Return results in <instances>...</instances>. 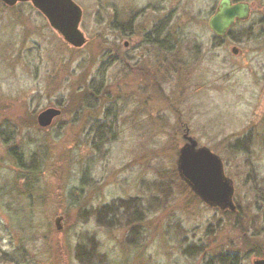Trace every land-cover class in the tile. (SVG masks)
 I'll return each mask as SVG.
<instances>
[{
    "label": "rangeland",
    "instance_id": "rangeland-1",
    "mask_svg": "<svg viewBox=\"0 0 264 264\" xmlns=\"http://www.w3.org/2000/svg\"><path fill=\"white\" fill-rule=\"evenodd\" d=\"M72 1L80 48L29 3H0V264L264 258V0H242L250 16L222 40L207 28L219 0H163L165 43L133 50L111 21L161 0ZM47 108L61 114L40 128ZM185 130L220 159L234 211L179 178Z\"/></svg>",
    "mask_w": 264,
    "mask_h": 264
},
{
    "label": "water",
    "instance_id": "water-1",
    "mask_svg": "<svg viewBox=\"0 0 264 264\" xmlns=\"http://www.w3.org/2000/svg\"><path fill=\"white\" fill-rule=\"evenodd\" d=\"M0 2L7 7L29 3L70 47L80 48L86 42L78 28L81 10L72 0H0ZM249 13L250 6L246 2L232 3L231 0H219L214 13L208 19L207 27L215 36L222 37L234 22L247 20ZM59 115L60 110L47 108L38 113L36 123L40 128H47ZM183 139L185 143L179 149L176 160L179 178L202 203L210 207H219L221 210L234 211L233 188L223 174L220 159L207 148L198 147L188 136L187 130L184 131ZM61 219V217L54 219L57 231L61 230ZM252 264H264V258L254 260Z\"/></svg>",
    "mask_w": 264,
    "mask_h": 264
},
{
    "label": "flooded vegetation",
    "instance_id": "flooded-vegetation-1",
    "mask_svg": "<svg viewBox=\"0 0 264 264\" xmlns=\"http://www.w3.org/2000/svg\"><path fill=\"white\" fill-rule=\"evenodd\" d=\"M231 2L232 3L242 2V0H240V1L231 0ZM214 11H213V13H214ZM250 11H251V9H250ZM212 14L210 15V17L212 16ZM249 16H250V13H249ZM81 17H82V12H81ZM247 20L236 21V22H234V25L245 23ZM143 22H145V23L143 24ZM110 26H111V29H113L114 31H118L120 33V34H115L114 36H112L113 39L116 40V42H118L117 39H121V38L125 40V41H123V47L124 48H127V47L129 48L131 46L130 49H132V50H133V48L137 49V47L139 45L138 43L134 44V46L131 45L132 42H134V41L140 42V43H143L146 45L156 44L157 46L162 44V43H165L163 0L158 2L156 4V6H152L148 2L143 7H141L140 9H137V10L132 9L131 14H129V17L125 22H121V21L117 20L116 18H113V20L110 23ZM139 27H140V29H142L141 33L138 32ZM227 33L225 36L219 37V36H215L211 32L212 38L216 39V40H222V38L227 37ZM85 40H86V38H85ZM114 52H117L116 46H114ZM117 54H118V52L115 53V57H114L115 60L114 61H116V59L117 60L120 59L122 61V63H124V66L126 68H128V70L130 71V75L137 76L136 79L140 78V80H141L140 84L144 82L143 81L144 78L147 79L148 68L143 67V69H142V67H140V68L136 69L132 65L127 63L126 59L131 61L129 58H123L122 59L121 57H117ZM145 86H147V81H146ZM60 114H61V111H60ZM258 259H263V258H258Z\"/></svg>",
    "mask_w": 264,
    "mask_h": 264
},
{
    "label": "trees",
    "instance_id": "trees-1",
    "mask_svg": "<svg viewBox=\"0 0 264 264\" xmlns=\"http://www.w3.org/2000/svg\"><path fill=\"white\" fill-rule=\"evenodd\" d=\"M237 1H240V0H237ZM19 5H21V4H19ZM228 33H229V32H228ZM228 33H227V34H228ZM209 264H210V263H209Z\"/></svg>",
    "mask_w": 264,
    "mask_h": 264
}]
</instances>
